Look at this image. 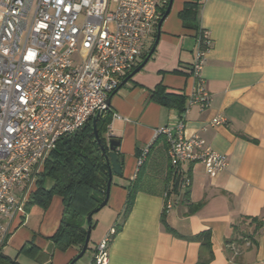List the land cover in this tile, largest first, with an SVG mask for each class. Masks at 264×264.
Returning a JSON list of instances; mask_svg holds the SVG:
<instances>
[{"label":"crops","instance_id":"crops-1","mask_svg":"<svg viewBox=\"0 0 264 264\" xmlns=\"http://www.w3.org/2000/svg\"><path fill=\"white\" fill-rule=\"evenodd\" d=\"M158 1L163 5L166 1V8L170 0ZM191 2L195 0L173 1L152 57L112 97L106 137L121 140L117 151L122 175L113 176L108 204L101 208L91 238L100 227L101 231L90 243L91 255L83 264L89 263L93 248L105 234L121 223L135 181L140 183L139 191L131 213L111 242L109 264H196L200 243L191 236L207 229L214 251L210 264H264L260 229L264 217V0L200 2L197 25L188 27L181 13ZM198 25L212 38V49L200 72L203 87L212 96L205 108L190 104L197 85L190 65L197 49ZM159 84L186 95L185 134L200 135L229 161L225 170L214 175L200 163L183 165L191 177L188 199H181L166 218L175 232L160 220L163 192L172 187L168 145L165 137L154 138L159 127L178 123L183 111L152 98ZM216 117L224 118L223 122L211 126ZM152 141L139 166L142 150ZM36 185H31V193ZM202 201L200 209L188 213L189 203ZM63 209V199L57 195L46 210L27 202L25 213L2 218L8 230L2 256L7 261L33 264L28 259L38 260L48 245L51 260L39 264H69L78 248L59 250L50 238L60 225Z\"/></svg>","mask_w":264,"mask_h":264},{"label":"built area","instance_id":"built-area-1","mask_svg":"<svg viewBox=\"0 0 264 264\" xmlns=\"http://www.w3.org/2000/svg\"><path fill=\"white\" fill-rule=\"evenodd\" d=\"M114 2L115 11L112 0H0V252L8 235L1 219L25 213L31 185L59 140L109 110L110 95L153 46L166 1ZM208 32L197 33L190 65L197 81L190 104L202 108L212 97L200 74L212 49ZM187 111L178 123L159 127L154 138L167 141L180 192L191 186L183 165L200 163L214 175L229 163L200 135L185 134ZM223 120L213 118L211 126ZM153 141L142 150L139 166ZM178 190L163 192L165 213L182 199ZM260 229L264 234V217ZM117 230L113 226L96 244L87 264H109Z\"/></svg>","mask_w":264,"mask_h":264},{"label":"trees","instance_id":"trees-1","mask_svg":"<svg viewBox=\"0 0 264 264\" xmlns=\"http://www.w3.org/2000/svg\"><path fill=\"white\" fill-rule=\"evenodd\" d=\"M199 0L187 3L181 13L182 21L186 26L190 24L197 25V9ZM167 7L165 8V10ZM164 10V12H165ZM196 23H195V22ZM200 30L199 25L196 27ZM148 53L143 56L146 58ZM152 98L162 105L173 106L180 111H185L186 95L182 92L169 91L164 85L159 84L152 91ZM112 114L110 109L99 116L97 127L101 138L106 143V132L111 122ZM94 121L91 118L77 131L63 136L57 147L52 151L49 158L44 164L43 170L38 176L37 187L31 193L28 205H38L43 210L49 208L52 197L60 196L63 199L64 209L61 222L57 231L50 237L59 250L65 251L70 247H77L79 251L82 249L87 235V216L93 209L104 201L107 182L109 181V169L106 163L103 151L97 143L94 133ZM172 172H171V175ZM174 178V177H173ZM53 180V184L47 187L46 181ZM140 183L135 181L130 192L121 223L117 229L120 230L132 211L136 193L139 191ZM172 188L178 190L177 180L172 179ZM189 189L182 192V199L187 201ZM204 202L189 203L188 213H194L202 207ZM167 213L163 212L162 222L170 228L167 223ZM93 220V228L95 227ZM261 225V224H260ZM192 239L197 240L200 244L199 257L196 264H210L214 259V251L212 243V234L209 229L203 230L193 236ZM229 243V240L226 242ZM0 264H20L17 261L6 260L2 254L0 255Z\"/></svg>","mask_w":264,"mask_h":264},{"label":"water","instance_id":"water-1","mask_svg":"<svg viewBox=\"0 0 264 264\" xmlns=\"http://www.w3.org/2000/svg\"><path fill=\"white\" fill-rule=\"evenodd\" d=\"M174 0H170L169 1V5L167 7V9L165 10L162 18L160 19V21L158 22V28H157V35L155 38V41L153 43L152 48H150L151 50L149 51V53L147 54L146 58L140 62L141 64H139L132 72L131 74H129L128 76H126V78L122 81V83L120 84L119 88L122 87L124 84H126L128 82L129 79H131L133 75H135L141 68L144 67V65L146 64L147 61H149V59L152 57L153 53L155 52L157 45L159 43L160 40V35H161V29H162V25L163 22L165 21L166 18H168V15L171 11L172 8V4H173ZM117 91V90H116ZM116 91L114 93H112L108 99L107 104L109 105V107L111 106V100L113 95L116 93ZM103 114V112H98L97 114H95L92 118L94 121V133H95V137L97 139V143L100 145L106 163L108 165V169H109V181L107 182V190H106V197L104 199V201L97 207V209H93L89 215L87 216V235L86 236V240L84 242V245L82 247V249H80L81 251L79 252V254L73 258V260H71V262H69V264H76V262H78L88 251L89 245H90V241H91V234H92V229H93V216L95 213L99 212L101 210V208H104L109 201V194L111 192V187H112V181H113V176L114 175H122V163H121V156H119L118 153V147L120 146V139L115 137V136H109L106 140V143H104L103 139L100 136L98 127H97V120L99 118V116H101Z\"/></svg>","mask_w":264,"mask_h":264},{"label":"rangeland","instance_id":"rangeland-1","mask_svg":"<svg viewBox=\"0 0 264 264\" xmlns=\"http://www.w3.org/2000/svg\"><path fill=\"white\" fill-rule=\"evenodd\" d=\"M116 7H117V3L116 2H114V0H112V4H111V10H114L115 11V9H116ZM112 29H113V26H112ZM140 61H142V60H140ZM107 138V137H106ZM51 184H53V180H51V179H48L47 181H46V186L47 187H50L51 186ZM105 208V207H104ZM104 210V209H103ZM100 212H101V210L99 211V212H97V213H95L94 214V218H93V220L96 222L97 221V219H99L100 217H101V214H100ZM101 228L102 227H100L97 231H95L94 233H93V235H92V238H91V241H90V243L91 244H93L94 243V241L97 239V236H98V234H99V232L101 231ZM94 230V229H93ZM92 230V231H93ZM53 246V243H51V247ZM51 249H50V246L48 247V245H46L42 250H41V252H40V254H39V258H38V260L36 259V260H34L33 258H27L28 259V261L30 262V263H33V264H39V261H45V260H51V253H52V251H50ZM80 252V251H79ZM79 252L76 254V256L79 254ZM91 255V250L89 249L87 252H86V254L78 261V262H76V264H83V262H86V260L89 258V256ZM75 256V257H76ZM74 257V258H75ZM50 263V262H49Z\"/></svg>","mask_w":264,"mask_h":264}]
</instances>
